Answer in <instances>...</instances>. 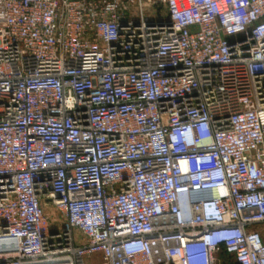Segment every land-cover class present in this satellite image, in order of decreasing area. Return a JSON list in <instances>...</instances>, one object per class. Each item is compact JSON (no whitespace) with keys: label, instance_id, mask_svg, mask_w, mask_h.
I'll return each instance as SVG.
<instances>
[{"label":"built area","instance_id":"2783aa9c","mask_svg":"<svg viewBox=\"0 0 264 264\" xmlns=\"http://www.w3.org/2000/svg\"><path fill=\"white\" fill-rule=\"evenodd\" d=\"M0 264H264V0H0Z\"/></svg>","mask_w":264,"mask_h":264},{"label":"rangeland","instance_id":"374dc122","mask_svg":"<svg viewBox=\"0 0 264 264\" xmlns=\"http://www.w3.org/2000/svg\"><path fill=\"white\" fill-rule=\"evenodd\" d=\"M147 16H148L149 19H157L160 16L162 18L165 17L164 5L159 4V8H157L155 11H153L152 9H148ZM45 211L47 213L51 212V210L49 208H47V207H45ZM216 257H217L218 260H221V259H224V258H228L230 256L228 254H226L225 252H219V253H217Z\"/></svg>","mask_w":264,"mask_h":264}]
</instances>
